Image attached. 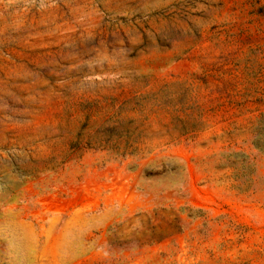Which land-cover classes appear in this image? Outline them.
I'll return each instance as SVG.
<instances>
[{
	"label": "rangeland",
	"instance_id": "1",
	"mask_svg": "<svg viewBox=\"0 0 264 264\" xmlns=\"http://www.w3.org/2000/svg\"><path fill=\"white\" fill-rule=\"evenodd\" d=\"M0 264H264V0H0Z\"/></svg>",
	"mask_w": 264,
	"mask_h": 264
}]
</instances>
